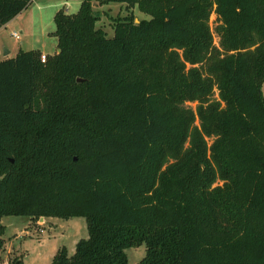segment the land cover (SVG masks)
Here are the masks:
<instances>
[{"label":"trees","instance_id":"16d2710c","mask_svg":"<svg viewBox=\"0 0 264 264\" xmlns=\"http://www.w3.org/2000/svg\"><path fill=\"white\" fill-rule=\"evenodd\" d=\"M109 2L111 37L81 0L59 52L0 60V217L83 216L50 264H264V0Z\"/></svg>","mask_w":264,"mask_h":264},{"label":"rangeland","instance_id":"374dc122","mask_svg":"<svg viewBox=\"0 0 264 264\" xmlns=\"http://www.w3.org/2000/svg\"><path fill=\"white\" fill-rule=\"evenodd\" d=\"M79 0H34L30 5V11L36 9L38 4L42 15L44 34L40 31L39 21L29 26L21 33L18 29L7 28L3 31V42L0 45V60L14 57L17 50L39 49L50 55L55 53L57 47L56 38L48 31L54 29L53 16L56 8H63L67 13L76 12L79 7ZM81 1V0H80ZM100 1V0H94ZM102 1V0H101ZM37 3V4H36ZM47 4H52L46 7ZM109 6L94 8L99 14L97 27H101L107 37L113 35V18L128 12L125 6L115 2H110ZM136 22L140 18L149 16L140 12L137 8L133 9ZM218 23L216 15L211 13L209 24L213 28ZM16 31L14 36L11 33ZM214 43H218V37L214 35ZM5 46V47H4ZM10 53H4L6 49ZM42 53V52H41ZM262 93L264 94V82L262 84ZM213 97H217V91L214 90ZM186 106L195 108L196 102H186ZM197 123V121H196ZM210 142L211 139H207ZM221 184V182H218ZM0 225L3 226L1 238L4 240L3 248L0 250V264H10L16 257L21 259V264H50L54 253L59 247L64 246L68 255L75 250L76 242L81 238L88 236L86 220L83 216H74L68 218L47 216L44 219L31 221L25 216L3 215L0 217ZM145 244L130 246L125 248V254L129 264L138 262L145 254Z\"/></svg>","mask_w":264,"mask_h":264},{"label":"crops","instance_id":"0c3cea01","mask_svg":"<svg viewBox=\"0 0 264 264\" xmlns=\"http://www.w3.org/2000/svg\"><path fill=\"white\" fill-rule=\"evenodd\" d=\"M34 0H32L31 2H30V4L33 2ZM91 1V4H92V7H93V9L94 8H96L97 6L96 5H98L99 7H103L104 5H106V6H109L108 4L110 3H102V1L100 0V1H94V0H90ZM79 2V4H80V0L78 1ZM112 3V2H111ZM28 5L25 9H23L20 13H18L16 16H14L12 19H10L8 22H6L5 24H3L2 26H0V45L2 44V43H4L3 42V31L5 30V29H7V28H10V29H18L21 33H23V31L25 30V29H28L29 28V26L30 25H32V24H34V23H36L37 21H39V24H40V31H41V33L42 34H44V27H45V25L43 24V19H42V15H38L37 14V12H39V11H41V7L37 4L36 5V9L37 10H33V11H30V7H31V5ZM78 4V5H79ZM119 4V3H118ZM50 5H52V4H47L46 5V7H50ZM119 5H121V4H119ZM61 8V7H60ZM60 8H56V10H55V12L58 10V9H60ZM54 12V13H55ZM37 20V21H36ZM54 31V29H52V30H49L48 31V33L49 34H51V35H53L52 34V32ZM13 32H15L16 33V31L15 30H13L11 33H13ZM54 36V35H53ZM55 37V36H54ZM56 38V37H55ZM56 41H57V39H56ZM5 47V46H4ZM57 47H56V50H55V52H57ZM10 49H6V51L4 52L5 54L6 53H10ZM18 51V50H17ZM41 51V50H40ZM42 53H44V54H48V53H46V52H44V51H41ZM17 53V52H16ZM5 59V58H4ZM45 217H42V219H44Z\"/></svg>","mask_w":264,"mask_h":264},{"label":"built area","instance_id":"2783aa9c","mask_svg":"<svg viewBox=\"0 0 264 264\" xmlns=\"http://www.w3.org/2000/svg\"><path fill=\"white\" fill-rule=\"evenodd\" d=\"M13 35L16 36V37H18V35L15 34V32L13 33ZM40 59H41V61H44L45 60V54L44 53H41L40 54Z\"/></svg>","mask_w":264,"mask_h":264},{"label":"water","instance_id":"95a60500","mask_svg":"<svg viewBox=\"0 0 264 264\" xmlns=\"http://www.w3.org/2000/svg\"><path fill=\"white\" fill-rule=\"evenodd\" d=\"M134 21L136 22V19H134ZM57 52H59V49L57 50ZM79 80V79H78Z\"/></svg>","mask_w":264,"mask_h":264}]
</instances>
